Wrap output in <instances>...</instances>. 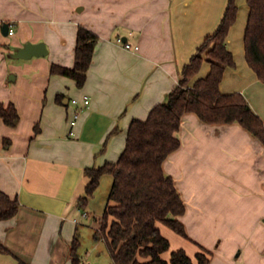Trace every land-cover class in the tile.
<instances>
[{
  "label": "crops",
  "instance_id": "obj_1",
  "mask_svg": "<svg viewBox=\"0 0 264 264\" xmlns=\"http://www.w3.org/2000/svg\"><path fill=\"white\" fill-rule=\"evenodd\" d=\"M228 3L0 0V104L13 103L20 115L16 127L0 118V192L20 203L15 217L0 220V264H72L75 237L80 249L91 236L103 240L97 235L99 218L114 178L104 175L83 209L80 198L87 196L89 183L85 170L119 160L132 122L146 120L180 83ZM237 4L238 19L227 40L237 66L226 69L220 89L242 93L264 122V82L245 56L250 9L247 0ZM10 25L14 35L4 32ZM80 26L98 36L82 88L51 74L53 64L75 66ZM29 43L45 44L48 54L16 58ZM126 43L139 49H127ZM209 72L204 62L190 84ZM85 95L91 98L89 108L72 104ZM179 138L180 148L163 168L186 205L180 221L187 237L160 224L171 242L163 258L170 261L173 251L183 249L197 263L204 249L210 264H264V142L239 123L208 124L195 113L183 117Z\"/></svg>",
  "mask_w": 264,
  "mask_h": 264
},
{
  "label": "trees",
  "instance_id": "obj_2",
  "mask_svg": "<svg viewBox=\"0 0 264 264\" xmlns=\"http://www.w3.org/2000/svg\"><path fill=\"white\" fill-rule=\"evenodd\" d=\"M250 9L245 31V56L258 79L264 82V0H247ZM239 15L237 0H229L224 17L216 31L207 36L197 53L182 72L180 83L167 99L155 106L146 120H134L130 125L126 147L117 162L101 167L87 168L89 178L87 196L80 198L85 209L89 199L98 190L104 175H112L114 184L109 203L100 221L97 235L104 240L113 264H210V253L202 250L197 263L183 249L173 251L171 260L163 258L170 251L171 242L164 237L160 224L187 237L180 218L186 212L174 179L167 175L163 165L181 146L179 131L183 117L195 113L208 124L239 123L264 142V122L255 113L242 93L223 94L220 85L227 68H235L234 54L227 40ZM98 36L80 26L75 55V66L66 68L53 64L52 75L68 77L82 88L87 81ZM204 62L210 72L191 85ZM58 95L57 100L62 99ZM0 118L10 127H16L20 115L13 103L0 104ZM36 133L40 131L37 126ZM114 130L110 136L114 135ZM104 151V150H103ZM18 199L0 192V220H9L19 211ZM81 241L75 237L70 254L72 264L83 263Z\"/></svg>",
  "mask_w": 264,
  "mask_h": 264
},
{
  "label": "rangeland",
  "instance_id": "obj_3",
  "mask_svg": "<svg viewBox=\"0 0 264 264\" xmlns=\"http://www.w3.org/2000/svg\"><path fill=\"white\" fill-rule=\"evenodd\" d=\"M80 254L90 264H112L104 240L99 241L92 236L82 242Z\"/></svg>",
  "mask_w": 264,
  "mask_h": 264
},
{
  "label": "water",
  "instance_id": "obj_4",
  "mask_svg": "<svg viewBox=\"0 0 264 264\" xmlns=\"http://www.w3.org/2000/svg\"><path fill=\"white\" fill-rule=\"evenodd\" d=\"M5 34L9 33V27L6 26L4 28ZM48 54L47 52V47L45 44L40 43V44H26L23 48H20L15 55L16 58L20 59H32L35 56L41 57V56H46Z\"/></svg>",
  "mask_w": 264,
  "mask_h": 264
},
{
  "label": "built area",
  "instance_id": "obj_5",
  "mask_svg": "<svg viewBox=\"0 0 264 264\" xmlns=\"http://www.w3.org/2000/svg\"><path fill=\"white\" fill-rule=\"evenodd\" d=\"M14 33H15L14 25H10L9 34L10 35H14ZM125 47L127 49H133V50H138L139 49L138 46H134L133 47L131 44H128V43L125 44ZM72 104L73 105H82L83 108H89L90 105H91V98H90V96L85 95L81 101H79L78 99H73L72 100ZM79 118H80V112L77 111V112L74 113L73 118L71 120V126L73 128L77 125ZM71 134L74 135V132L72 131Z\"/></svg>",
  "mask_w": 264,
  "mask_h": 264
}]
</instances>
